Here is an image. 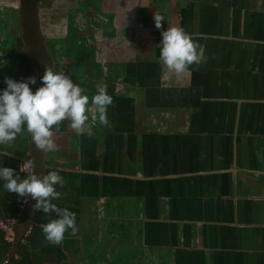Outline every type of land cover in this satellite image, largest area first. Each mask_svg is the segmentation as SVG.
Masks as SVG:
<instances>
[{"label": "crops", "instance_id": "obj_1", "mask_svg": "<svg viewBox=\"0 0 264 264\" xmlns=\"http://www.w3.org/2000/svg\"><path fill=\"white\" fill-rule=\"evenodd\" d=\"M126 11L119 15L124 28L133 21ZM148 24L156 27L153 15ZM170 25L184 28L202 60L172 72L159 60L160 33L137 36L150 55L141 66L126 63L127 71L114 67L134 94L116 95L113 137L76 151L77 162L58 172L64 182L53 203L74 212L77 224L83 201L100 205L99 196L122 192L142 205L146 251L173 264H264V0H181L160 29ZM27 135L0 144V165L18 172ZM16 195L0 188L7 216L16 212ZM54 216L35 214L31 242L19 244L18 257L60 264L79 252L76 224L58 244L45 238L41 225ZM0 239L1 256L10 246L1 231Z\"/></svg>", "mask_w": 264, "mask_h": 264}, {"label": "flooded vegetation", "instance_id": "obj_2", "mask_svg": "<svg viewBox=\"0 0 264 264\" xmlns=\"http://www.w3.org/2000/svg\"><path fill=\"white\" fill-rule=\"evenodd\" d=\"M172 1H174L172 8L168 0H136L134 5L130 0L36 1L37 25L51 63L50 66L53 65L57 71L68 74L89 97L87 106L89 120L85 122L79 135L71 129L67 118L61 121L59 130L53 127L51 138L55 144V151L45 152V174L51 170L60 172L71 168L70 164L77 162L74 155L76 151L85 145L88 146L90 141L98 148L103 141L111 140L110 137H113L112 133L115 130L119 113L116 95L125 94L123 90L134 94V85L123 76H117L114 73V67L122 66L127 71L129 67L126 63L131 61L141 66V63L149 59L150 53L148 50L145 51L143 42L139 43L142 38L139 41L137 36L153 28L161 33L162 30L154 25L150 28L149 18L160 12L167 17L168 21L169 14H174L175 8L181 4V0ZM122 8L127 9L126 12L131 13L133 17L131 24L125 28L119 21ZM121 33L126 34L128 38H124ZM161 65L164 68V65ZM41 75L36 72L31 52L23 39L20 0H0V87L4 86L5 76L17 80L34 76L36 84L30 85L34 89L40 84ZM97 86H104L112 97V102L107 106V123L104 125L94 119L95 106L91 104V97ZM139 87L144 88L146 85L140 84ZM89 128L92 129V135L87 134ZM26 137L27 149L18 148V153L25 156L18 167L20 176L24 172L23 163L29 160L31 149V134L28 133ZM66 145H72L73 148ZM121 194L122 192L115 194L113 196L115 200L99 196L100 205L95 203V198L82 202L79 220L77 224L75 223L80 233L79 252L66 253L65 260L60 264L63 262L64 264H85L83 260L92 263L95 257L94 255L89 257V254L98 256L101 253L98 252L99 247L90 246L88 251L84 248L83 241L89 238V235L92 240H99L101 246L105 244L102 253L110 260L106 264H132V262L133 264H173L168 256L146 251L141 226L143 220L140 218L142 205L136 201L135 197ZM27 198L19 197L17 201L16 198L11 201V206H15L16 212L10 216L5 215L4 209H1L3 206H0V218L11 225L14 236L15 226L23 221L22 213ZM40 212L34 210L32 222L22 234L14 253H11L12 241L8 252L0 256V264H13V261L18 258L21 264H35L34 256L31 257L24 253L18 257L17 249L21 242L25 244L31 242V235L37 225L35 214ZM89 219L90 222L92 219L102 220V224L98 221L88 223ZM115 222L122 227L121 232L120 229L112 228L115 227ZM115 246L118 247V251L115 250ZM95 249L97 251H91ZM112 253L115 255H111ZM112 256L115 257L113 261ZM96 259L99 258L96 257ZM99 261H103V257Z\"/></svg>", "mask_w": 264, "mask_h": 264}, {"label": "clouds", "instance_id": "obj_3", "mask_svg": "<svg viewBox=\"0 0 264 264\" xmlns=\"http://www.w3.org/2000/svg\"><path fill=\"white\" fill-rule=\"evenodd\" d=\"M154 24L161 27L164 16L153 14ZM159 60L168 70L175 73L184 72L189 65L198 63L203 58V50L199 49L191 36L178 25L163 28L157 43ZM41 83L36 84L34 76L24 79H13L5 76L3 87H0V144L13 141L17 134L27 131L31 141L42 151H55L52 140L53 127L59 130L64 119L70 121L71 129L79 135L86 121L89 120L87 106L89 97L83 89L73 82L63 71H57L53 65H45L40 76ZM112 97L104 86H97L91 97L95 106V117L101 125L107 123L106 110ZM92 135V129H88ZM31 169L23 178L12 167L0 165V188L17 194L20 198L31 197L34 210L43 213L53 212L47 222L41 225L45 238L58 244L66 230L75 232V213L67 207H58L54 200L61 196L56 185L63 184V178L57 171L51 170L42 176L32 171L33 162L29 159L23 163Z\"/></svg>", "mask_w": 264, "mask_h": 264}, {"label": "water", "instance_id": "obj_4", "mask_svg": "<svg viewBox=\"0 0 264 264\" xmlns=\"http://www.w3.org/2000/svg\"><path fill=\"white\" fill-rule=\"evenodd\" d=\"M36 1L37 0H20V8L23 39L31 52L35 70L39 75H41L43 74L45 65L50 66L51 63L46 53L43 38L37 25ZM45 152L38 149L34 142L31 141L29 159L33 162L32 171L39 176L45 174ZM33 203L34 200L29 196L22 213L23 221L19 223L18 226H15L16 233L12 242V254L14 253L18 242L21 240L22 234L26 230L28 224L32 222V216L34 213V209L32 207Z\"/></svg>", "mask_w": 264, "mask_h": 264}, {"label": "rangeland", "instance_id": "obj_5", "mask_svg": "<svg viewBox=\"0 0 264 264\" xmlns=\"http://www.w3.org/2000/svg\"><path fill=\"white\" fill-rule=\"evenodd\" d=\"M20 222H21V219L19 220ZM97 221L99 222V223H101L102 224V220H98V219H96V220H94V219H92V223H97ZM90 222V219H89V221H88V223H91ZM115 224V227H112L114 230H119L120 229V232L122 231V227L120 226V224L119 223H117V222H115L114 223ZM118 228V229H117ZM123 238V237H122ZM122 238H118V239H122ZM0 242H1V239H0ZM118 242V241H117ZM83 245H84V248H86V250L88 251L89 249H88V247H90V246H93L94 248H97V247H99V249H98V252L99 253H101L100 255H98L97 256V254H89V257L90 256H93V257H95V259H94V261H92V263H87L85 260H83V263H87V264H106V262H108V261H110L108 258H105V256H104V253H102V250H103V246H105V244H103L102 246L99 244V240H92L91 238H90V235H89V238H85L84 239V241H83ZM118 246V245H117ZM117 246H115V250L116 251H118L119 249H118V247ZM120 247H122V246H120ZM91 251H97V249H95V250H91ZM88 255V254H87ZM111 255H115L114 253H112ZM96 257H98L99 259H96ZM101 257H103V261H99L100 260V258ZM107 257V256H106ZM113 260H115V257L114 256H112V261ZM133 261V260H132ZM132 264H133V262H132Z\"/></svg>", "mask_w": 264, "mask_h": 264}, {"label": "built area", "instance_id": "obj_6", "mask_svg": "<svg viewBox=\"0 0 264 264\" xmlns=\"http://www.w3.org/2000/svg\"><path fill=\"white\" fill-rule=\"evenodd\" d=\"M22 169L25 173V176H27L30 172V169L25 168L24 165L22 166ZM20 206L22 205L20 204ZM0 231L2 233L3 241L5 243L11 244V242L13 241V237H14V230L7 221L2 220L1 218H0ZM4 262H6V260Z\"/></svg>", "mask_w": 264, "mask_h": 264}, {"label": "trees", "instance_id": "obj_7", "mask_svg": "<svg viewBox=\"0 0 264 264\" xmlns=\"http://www.w3.org/2000/svg\"><path fill=\"white\" fill-rule=\"evenodd\" d=\"M6 245H10L9 243H5Z\"/></svg>", "mask_w": 264, "mask_h": 264}]
</instances>
